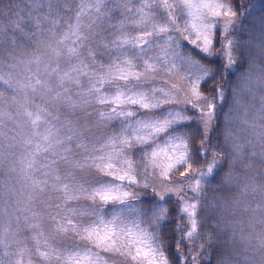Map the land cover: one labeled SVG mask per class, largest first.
<instances>
[{
    "label": "snow or ice",
    "instance_id": "obj_1",
    "mask_svg": "<svg viewBox=\"0 0 264 264\" xmlns=\"http://www.w3.org/2000/svg\"><path fill=\"white\" fill-rule=\"evenodd\" d=\"M14 7H0V264H264V10Z\"/></svg>",
    "mask_w": 264,
    "mask_h": 264
},
{
    "label": "trees",
    "instance_id": "obj_2",
    "mask_svg": "<svg viewBox=\"0 0 264 264\" xmlns=\"http://www.w3.org/2000/svg\"><path fill=\"white\" fill-rule=\"evenodd\" d=\"M258 2L261 3V2H264V0H246V3L249 4V5H255ZM262 10H264V9L261 8V9H256L254 11H255V14L258 16ZM245 23H248V21L245 20ZM238 36H239V39H241V40L247 38V35L244 32L238 33ZM216 46H217V48H219V44L218 43H217ZM240 63L243 65V67H240L238 69L239 71H243L244 69L247 68V64L246 63H244L243 61H240ZM235 74L236 73L233 72V74H232V78L233 79H235ZM230 95H231V93H230ZM258 98H259V96L257 95V102H258ZM249 100H251V97L250 96L245 95V96H242L241 97V103L242 104L247 103ZM241 108L242 109H238L237 111H234L233 112V116H237L236 117L237 119H236L235 122H239L240 125L237 124V123H235V122H233V123L235 124L236 128L239 130L238 134L241 135V136H243V135L246 134L247 125L245 124V120L243 119V117L241 116V114L244 115L245 118H247V117L245 115L244 108L242 106H241ZM239 110H242L241 111V114L239 113ZM175 178H179V176H177ZM208 191H209V193H211L212 190L211 189H208ZM173 199H175V197H173ZM171 223L174 225L176 222L175 221H172Z\"/></svg>",
    "mask_w": 264,
    "mask_h": 264
},
{
    "label": "rangeland",
    "instance_id": "obj_3",
    "mask_svg": "<svg viewBox=\"0 0 264 264\" xmlns=\"http://www.w3.org/2000/svg\"><path fill=\"white\" fill-rule=\"evenodd\" d=\"M30 2H31V0H0V7H2L4 4H12V5H19V7H14L13 8V12H19V13H21V15H26L27 14V8H28V5L30 4ZM262 6H264V2H258V3H256L255 4V9L254 10H256V9H261L262 8ZM158 83H159V81H158ZM239 109H242L241 107L239 108ZM241 111L242 110H239V113L241 114ZM241 116L243 117V119L245 120L246 118L244 117V115H242L241 114ZM237 116H234V121L233 122H235L236 121V118ZM235 123H237V124H239V122H235ZM240 125V124H239ZM233 130L236 132V133H238L239 132V130L236 128V126H235V124L233 123ZM177 176H178V174H177ZM176 176V177H177ZM175 178V177H174ZM117 261H119L120 259H122V258H120V257H116L115 258Z\"/></svg>",
    "mask_w": 264,
    "mask_h": 264
}]
</instances>
